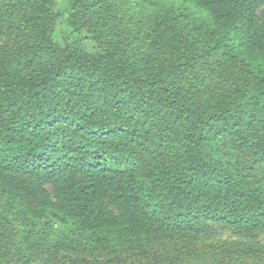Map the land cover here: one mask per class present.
I'll return each mask as SVG.
<instances>
[{"label": "trees", "instance_id": "trees-1", "mask_svg": "<svg viewBox=\"0 0 264 264\" xmlns=\"http://www.w3.org/2000/svg\"><path fill=\"white\" fill-rule=\"evenodd\" d=\"M58 1L0 0V264L264 232V0Z\"/></svg>", "mask_w": 264, "mask_h": 264}, {"label": "rangeland", "instance_id": "rangeland-1", "mask_svg": "<svg viewBox=\"0 0 264 264\" xmlns=\"http://www.w3.org/2000/svg\"><path fill=\"white\" fill-rule=\"evenodd\" d=\"M65 5V0H59L57 9L63 11ZM134 5H140L139 1L134 0ZM68 32L63 19L56 27L55 39L61 42ZM83 46L87 52L97 51L87 39ZM32 264H264V232L248 236L211 224L206 235L166 236L141 252L100 257L82 253L68 260L42 257Z\"/></svg>", "mask_w": 264, "mask_h": 264}]
</instances>
